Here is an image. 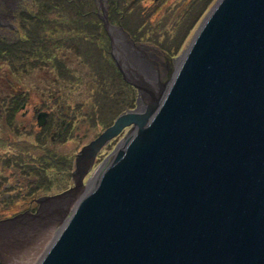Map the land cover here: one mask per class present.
I'll return each instance as SVG.
<instances>
[{"label": "water", "instance_id": "1", "mask_svg": "<svg viewBox=\"0 0 264 264\" xmlns=\"http://www.w3.org/2000/svg\"><path fill=\"white\" fill-rule=\"evenodd\" d=\"M160 52L174 66L158 92L112 52L136 107L82 147L73 186L0 221L53 204L60 229L35 264H264V0H217L180 55Z\"/></svg>", "mask_w": 264, "mask_h": 264}, {"label": "trees", "instance_id": "2", "mask_svg": "<svg viewBox=\"0 0 264 264\" xmlns=\"http://www.w3.org/2000/svg\"><path fill=\"white\" fill-rule=\"evenodd\" d=\"M80 1L89 8L84 10L78 0H36L34 12L28 9L18 13L15 16L17 37L0 36V66H8L11 74L49 70L60 80L73 78L71 82L75 83L83 79L92 88L98 84L94 97L101 104L93 109L88 122L100 120L108 101H115L122 107L113 123L121 113L134 108L136 91L124 82L115 65L110 53L111 38L97 15L96 0ZM212 1L108 0V18L136 43L152 44L174 56L181 50L204 7ZM76 67L86 78L66 74ZM104 84H109V90H105Z\"/></svg>", "mask_w": 264, "mask_h": 264}, {"label": "rangeland", "instance_id": "3", "mask_svg": "<svg viewBox=\"0 0 264 264\" xmlns=\"http://www.w3.org/2000/svg\"><path fill=\"white\" fill-rule=\"evenodd\" d=\"M12 1L13 0H10L9 5H6L3 0H0V21L2 20L3 22L6 21V23H9L6 24V26L0 24V36L15 39L17 37V20L15 16L17 17L18 13L20 14L24 10L28 11V9H32L30 10V12H34L33 4L36 2V0H19L18 3L16 2V0H14V5L16 4L18 6L15 7L14 10L13 8H11L13 5L11 4ZM96 2L98 7L97 15L98 17H100L101 20H103L101 18V14L104 11L101 5L104 4V7L106 9H109L108 0H96ZM215 2L216 0H213L212 2L208 3L207 6L204 7V10L202 11V14L199 19L194 22L195 24L193 26H191L192 28L189 30L188 36L184 41L181 50L171 57H177L183 52V50H185L191 38L194 36L197 28L199 27L201 21L205 18L208 11L212 8ZM78 4L79 6L81 5L84 10L85 8H89L84 6V4L82 5V2L80 0H78ZM35 6L34 8H36ZM73 9V12H75V8ZM90 9H93V7L91 8L90 6ZM10 26L13 27L10 28ZM68 26V28H70V25ZM133 42L135 41L133 40ZM144 45L147 47L150 46L152 48L155 47L156 50L162 51L160 48L158 49L152 44ZM71 61L72 60H70V62ZM116 67L118 68V66ZM73 71L71 73L66 72V74L72 76L77 74L80 79L86 76V74L80 72L77 67ZM120 73L123 77L124 82L131 85L136 91V95H134L136 99L135 104L133 106L135 108L137 105V100L141 97L139 90L136 86H134V84L130 83L124 78V75L121 71ZM56 76L57 75H55V73L50 72L49 70H37L35 72L32 71L26 74H11L8 66H0V94L4 91V89H6V94L7 92H11L10 96H13L14 94H20V96L23 98L27 96L30 98L28 101L29 107L27 109L28 113L26 117L24 116V110L22 108H18L16 116L12 117V121L13 123H15V125L27 123L28 125L33 126L37 132L38 127L37 124H35V106L41 107L48 111H55L56 113L54 116V120L52 121H55L56 123H60L61 121L66 119L65 121L67 122V124H72L71 133L73 134H70L69 138L62 140L61 142H57V148H55V150L64 156L73 157L75 153L80 151L82 146L86 145V143H88L91 139L93 140L96 135L101 133L106 127H109L113 124L112 119L116 117L122 107V104L117 102L114 103L115 101L110 103V101H108L105 112H103L104 115L102 116V118L100 119L99 117L100 120L95 121V123H93L92 121L88 122V120L91 119V113L93 112V109L97 107L96 105L101 104L94 97L96 93V88H98L99 85L96 84L92 88L88 83L85 85L82 82L83 79L80 81L75 80V83H73L71 82L73 78H65L61 80L58 78L60 80L59 81ZM103 86L106 87V91L110 88L109 84H104ZM10 88H12V90H9ZM5 119V116L0 112V137L9 136L10 127L7 126ZM105 122L108 124H106ZM29 128L30 127L27 126L25 132L29 130ZM66 129H69V127L67 126ZM25 132L22 136L25 135ZM126 132L127 130L120 134L115 140L111 141L112 143L110 142L106 148H104V154L101 156V162L115 149L116 145L123 138ZM16 137L18 139L19 135H17ZM5 152V148L0 149V155L5 154ZM38 153L42 154L43 149H39ZM0 162L2 163V158H0ZM19 167L20 166H12L13 171H9V173H13L7 180L2 179L0 177V220H6L17 216L34 215L39 211V208L41 206V203L38 200L39 198L45 195L58 194L69 186V182L67 184L61 182V180H67L68 177L66 175V171L68 170H41L39 171V178H37L38 180H41V182H34L32 180L35 177L33 175H27V178H25L23 176L24 173L19 171ZM1 168L2 166H0V171ZM36 183H38V185L41 184V187H43L44 190H37L35 193H32L34 191L33 189ZM13 226L14 224H11V227ZM0 256L2 255L0 254ZM4 263L5 262L3 258L0 259V264Z\"/></svg>", "mask_w": 264, "mask_h": 264}, {"label": "flooded vegetation", "instance_id": "4", "mask_svg": "<svg viewBox=\"0 0 264 264\" xmlns=\"http://www.w3.org/2000/svg\"><path fill=\"white\" fill-rule=\"evenodd\" d=\"M107 19L109 21L108 9H107ZM109 23L111 24L110 21ZM103 24H104V28L107 34L109 35L110 38H112L113 34L111 32H110L111 34L109 33L107 27L105 26L104 21H103ZM113 51H114V48L112 47V42H111L110 53L112 57H113V54H112ZM114 54H115V51H114ZM5 90L6 89H4V91L0 94V105H1L0 112L5 116L6 118L5 122L7 123V126L10 127V131H9L8 137L7 136L0 137V149L5 148V151H6L5 154L0 155V158H2V163L0 162V166H2L1 171H0V177L2 179L7 180L10 177V175L13 173V172L9 173V171H13L12 166L13 167L20 166L19 171L24 173L23 176L25 178H27L26 177L27 175L28 176L33 175L35 178L32 181L34 182H41V180L37 179L39 178L38 175L40 174L39 171L41 170H44V171L51 170V169L59 170V171L68 170L66 171L67 172L66 175L68 177L67 180L66 181L61 180V182L65 184L69 182L68 184L69 186L66 187L64 190H62V192L66 191L71 186H73L75 182V178H74L75 168H76L75 162H76V156L79 153V151L75 153L73 157H71V156L62 155L61 153L57 152L55 148H57V145H56L57 142H61L62 140L69 138L70 134H73L71 133L72 124L70 123L67 124V122L65 121L66 119H64L60 123H56L55 121H52L54 120L55 113H53L52 111L43 109L41 107L35 106L34 111H35V118H36L35 124H37V127H38L37 132L33 126H30L27 123L15 125V123H13L12 121V117L16 116L18 108L20 109L22 108L24 110V116L26 117L28 113L27 109L29 107L28 101L30 98L28 96L23 98L21 96H16V94H14L13 96L12 95L10 96L11 92H7L6 94ZM9 90H12V88H10ZM20 103L21 105L17 107V104H20ZM41 112L47 113L45 123L42 126H40L38 123L39 122L38 117ZM26 124L30 128L29 130L25 132L27 128ZM67 126L69 127V129H66ZM24 132H25V135L22 136ZM17 135H19L18 139L16 137ZM98 135H96V137ZM90 141H92V139ZM106 147L107 146H104L99 151H97L96 156L93 161L92 169L90 170L88 175L85 177V184L86 182H89L92 179V175H93L92 172L101 163V160H102L101 156L104 154L103 150ZM39 149H43L42 154L38 153ZM33 190L34 191L32 193H35L37 190H44V189L43 187H41V184L38 185V183H36ZM53 195H56V194H53ZM53 195H45L43 197L53 196ZM41 198H39L38 200H40Z\"/></svg>", "mask_w": 264, "mask_h": 264}, {"label": "bare ground", "instance_id": "5", "mask_svg": "<svg viewBox=\"0 0 264 264\" xmlns=\"http://www.w3.org/2000/svg\"><path fill=\"white\" fill-rule=\"evenodd\" d=\"M3 1L6 5L10 3V0ZM14 2L13 0L11 3L13 4L11 7L13 10L18 7L16 4L14 5ZM16 2L18 3L19 0H16ZM111 31L114 37L113 40H117L114 51L115 54L119 53L121 63L124 66L129 65L135 68V75L140 83L158 92L161 87V81L169 78V64L174 66V61L168 60L155 47H147L142 43H139L141 46H132L130 41L126 43L115 29H111ZM143 100H145V104L150 98L146 97ZM140 109L142 110L143 107ZM92 173L93 178L94 170ZM52 207L53 204H45L46 216L44 217L24 219L23 221L12 223L14 224L13 227H11V224L0 225V254L5 264H35L38 261L47 245L60 229L59 225L61 222L58 223L55 215H49Z\"/></svg>", "mask_w": 264, "mask_h": 264}]
</instances>
